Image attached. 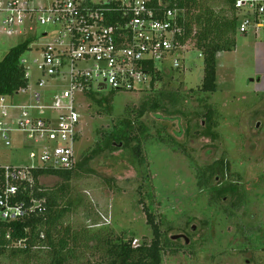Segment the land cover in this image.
<instances>
[{
    "label": "rangeland",
    "instance_id": "374dc122",
    "mask_svg": "<svg viewBox=\"0 0 264 264\" xmlns=\"http://www.w3.org/2000/svg\"><path fill=\"white\" fill-rule=\"evenodd\" d=\"M24 29L29 31L28 26ZM46 32L54 35L56 30L38 25L35 33L25 36L0 30V62L36 34L39 40L30 44L23 57L36 79L43 47L52 42L42 36ZM263 40L264 32L238 33L236 50L218 58L215 93L201 90L204 61L189 42L181 60L183 68L176 70L166 63L168 71L152 88L87 96L81 103L78 158L103 150L106 136L121 130L123 121L135 122L129 136L140 139L142 153L135 154L137 140L130 147L118 144V149L103 150L87 171H80L68 193L77 205L64 227L72 226L76 233L107 226L113 238L132 239L133 247L150 245L154 233L147 209L163 241L172 242L163 264H264V78L258 82L255 76L262 69L254 54ZM24 99L18 96L16 102ZM100 101L110 103L111 110L100 106ZM209 114L215 124L211 135L206 134ZM32 149L30 142L20 143L18 149H0V165L31 167L36 164L29 157ZM222 160L228 170L204 175ZM204 181L209 188L201 186ZM40 183L51 190L61 179L44 176ZM227 184H238L243 194L234 205L230 195L216 191ZM69 257V264L100 261L95 251L80 248ZM19 259L2 257L0 264H19ZM34 260V264H50L52 258L43 250Z\"/></svg>",
    "mask_w": 264,
    "mask_h": 264
},
{
    "label": "built area",
    "instance_id": "2783aa9c",
    "mask_svg": "<svg viewBox=\"0 0 264 264\" xmlns=\"http://www.w3.org/2000/svg\"><path fill=\"white\" fill-rule=\"evenodd\" d=\"M176 0H0V30L17 36L35 33L38 25L51 26L52 42L43 47L35 79L22 59L28 86L12 96H0V149H18L33 143L27 168L4 170L0 217L12 222L41 215L46 201L34 197V172L73 170L81 142V103L105 91L137 93L173 69H182L187 44L181 45L183 10ZM238 33L264 32V0H237ZM28 26L27 32L24 27ZM38 36L29 37L39 40ZM222 54V53H220ZM66 83V85H64ZM18 96L25 99L16 102ZM27 194L30 205L15 202ZM11 240L10 233L2 238ZM23 242L17 245L22 247Z\"/></svg>",
    "mask_w": 264,
    "mask_h": 264
},
{
    "label": "trees",
    "instance_id": "16d2710c",
    "mask_svg": "<svg viewBox=\"0 0 264 264\" xmlns=\"http://www.w3.org/2000/svg\"><path fill=\"white\" fill-rule=\"evenodd\" d=\"M237 0H176L175 7L184 12V18L179 21L183 28L184 35L179 39L181 45L194 43V48L200 53L204 61V78L201 90L205 93L217 91V61L220 53H229L236 50L238 35V11ZM33 40H26L23 44L11 49L8 55L0 62V96H12L22 88L28 86L25 77V68L22 59L29 52ZM160 78V76H159ZM157 78L151 84L154 86ZM92 96V95H90ZM100 106L107 107L110 111V103L98 102ZM142 115V114H141ZM209 117L207 135L212 134V127L215 124ZM137 122V121H136ZM135 122L123 121L122 129L112 130L106 136L103 143V150L118 149V144L123 147H130L132 141L137 140L138 145L134 148L137 157L141 155L142 143L140 139L132 138L129 132L134 129ZM98 149L92 153L84 154L79 159L73 170L51 171L41 169L34 172L36 180L34 197L46 201V210L41 215H31L24 219L5 222L0 217V230L2 233H10L11 240L5 237L0 242V258H20L19 264H31L35 262V256L43 250L51 254L50 264H69V254L74 249L80 248L87 252H96L100 258L98 264H163L166 248L172 247L169 240L163 241L159 225L155 222L152 214L146 209L148 224L151 226L154 239L150 245L142 244L133 247V240L123 237L113 238L109 234L107 226L99 228H85L84 231L74 232L72 226L64 227L66 218L74 212L77 201L68 196L70 184L80 171L86 170L94 158L103 152ZM143 162V159H140ZM219 165V166H218ZM229 165L223 160L205 171L204 175H213L222 168L228 170ZM217 167V168H216ZM90 171V170H89ZM46 176H53L61 179V183L54 189L43 188L40 179ZM201 183V186L209 188L208 182ZM5 186L4 170L0 168V195ZM222 196L230 195L234 200L242 199L243 194L238 184H227L221 189H216ZM15 202H23L30 205V198L27 194H20ZM95 227V226H93ZM23 242L20 247L17 244ZM168 247V248H169ZM39 250V251H37Z\"/></svg>",
    "mask_w": 264,
    "mask_h": 264
},
{
    "label": "crops",
    "instance_id": "0c3cea01",
    "mask_svg": "<svg viewBox=\"0 0 264 264\" xmlns=\"http://www.w3.org/2000/svg\"><path fill=\"white\" fill-rule=\"evenodd\" d=\"M254 54L258 58V60H257L258 64L261 63L260 68L262 69V71H258L255 75L256 78H258V82H260L262 80V78H264V40L261 43L258 42L257 48H255ZM220 55L221 54L218 55V58L220 57ZM222 60H224V59L222 58ZM257 69H258V67H257ZM261 93H264V90H262Z\"/></svg>",
    "mask_w": 264,
    "mask_h": 264
},
{
    "label": "water",
    "instance_id": "95a60500",
    "mask_svg": "<svg viewBox=\"0 0 264 264\" xmlns=\"http://www.w3.org/2000/svg\"><path fill=\"white\" fill-rule=\"evenodd\" d=\"M259 127V126H258ZM182 236H175L174 239H181ZM184 238L186 239V242L189 243V240L187 237L184 236Z\"/></svg>",
    "mask_w": 264,
    "mask_h": 264
}]
</instances>
